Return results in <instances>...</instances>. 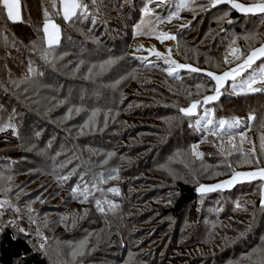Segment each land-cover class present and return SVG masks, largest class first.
Segmentation results:
<instances>
[{"label":"trees","instance_id":"1","mask_svg":"<svg viewBox=\"0 0 264 264\" xmlns=\"http://www.w3.org/2000/svg\"><path fill=\"white\" fill-rule=\"evenodd\" d=\"M142 1L144 2L131 0L129 4H123V0H98V9L90 6L89 19L71 25L61 17H54L55 22L61 25L62 35L59 45L52 49V54L48 57V60L52 61L51 65L40 58V49L47 47L46 41L42 39L43 8L47 6L43 4V0H21L24 22H7L6 25H0V105L3 106V110H0V123H7L12 116V122L19 133L18 136L13 135L11 128L0 132V200L8 199L22 210L20 214L7 210L0 217V264H55L45 248H39V244H66L72 252L80 243L76 241L78 236L82 235L81 240L87 238L84 235L86 231L91 235V239L84 249L85 253L76 257L71 255L63 264H125L127 253L131 264H158L162 262L163 257L162 260L157 259V254V260L149 261L142 255V247L148 248L153 244L154 236H158L159 231L153 234L152 230L158 228L156 223L159 217L170 215L178 220L190 204L196 208L200 205L201 195L196 191L198 180L169 178L168 171L158 173L155 168L150 174L152 166L149 162L150 156H146L147 138L150 137L149 134H158L161 138L172 139L173 128H170V132H161L154 128L151 122L146 124L145 120L151 117V114L155 115L150 109H145L149 107L146 106L149 99L145 98L147 96L123 92L126 82L117 84L115 89L109 86L112 79H120L115 68L123 51L132 59L133 66H157L156 68L162 71L163 78L167 74L163 65L156 61L144 64V61H140L136 56L132 57L133 54L129 52L131 40L135 35V25L141 18ZM220 7L226 9L225 6ZM130 12L134 13L133 19L128 18ZM92 13H95V16ZM208 13L212 14L213 9ZM230 17L234 22H222L225 31L218 33L217 42L220 35L226 39L233 27V32L238 38L233 47L243 50L251 43L243 39L246 33H264V25L256 18H246L234 10ZM127 25H131L130 28H127ZM191 28L187 27L185 33ZM205 31L201 29L202 36ZM128 32H131L130 37ZM258 38L264 39V36ZM32 41L37 43L35 50L31 48ZM251 44L253 47L260 46L259 42ZM109 58H114L116 62L101 69L99 65ZM80 60H84L85 64L80 65L77 70L76 66ZM29 61L32 62L34 72H28ZM258 63L260 61H257ZM93 65L96 67H93L92 73L89 74L87 69ZM186 73L183 84L190 88L191 83L186 79L190 80V76L196 73ZM149 74L150 71L146 77ZM86 75H90V78L85 79ZM169 78L171 79V76ZM213 84L211 81L208 86ZM188 93L186 91L178 96L184 100H178L180 104L202 99L201 95L192 93L189 97ZM61 100L66 103L55 106ZM133 101H143L146 104L135 106L131 110ZM212 104L219 109L227 105L234 114H249V111H253L257 115L264 108V95L224 94L219 101ZM74 106L84 110L78 114L73 112L70 119H64L67 110ZM178 109L177 107L174 110L176 115L184 116ZM93 110H99L94 117L95 124L85 127V133L81 134V126L92 116ZM129 119L138 122H130ZM195 120L194 116L192 123ZM257 125L258 122H253L251 129L255 130ZM256 129L257 132L247 134L242 143L239 137L238 145L241 148L238 150L237 160L231 161L233 169L250 171L256 167L254 163H243L253 144L257 154L260 152V130ZM161 133H165V137ZM202 134L194 132L190 138V146L200 145L201 140L205 139ZM137 139L140 143L133 144ZM121 140L125 142L121 143ZM119 141L121 142L118 143ZM109 153L114 155L109 156ZM222 158L227 161L225 157ZM68 160L72 163L67 168L59 167ZM144 160H148L146 165ZM77 166V172L85 173L84 180L82 181L79 175H74L62 182L61 186L56 177L66 175ZM261 166L264 167V163ZM113 169H119L118 174L113 172ZM101 174L106 182H100ZM109 175L118 178L107 179ZM85 183L91 195L87 202L81 203L83 197L77 194L78 198H73L70 189L77 184L83 188ZM93 183L102 191L93 188ZM262 183L260 180L244 182L222 192L228 201L225 205H222L218 196L208 198L210 204L206 206V218L203 219L205 228L213 229V225L218 221H225L220 226L223 236L219 243L221 248H228L218 253L219 256L229 253L232 257L225 256L237 258L241 264H254L255 257V262L259 264V250L264 247V211L260 205ZM143 186L149 191L148 195L141 194L140 189ZM111 187L118 188L119 194L107 191ZM4 188L11 191L5 193L2 191ZM96 200L101 201L105 208L104 213L97 210ZM105 201L116 205L115 209L108 210L109 206ZM169 201L171 205L166 207L165 204ZM36 202L40 203L37 207ZM237 202L241 205L239 209L236 207ZM148 203L151 204L145 207L146 210L138 213L139 207ZM29 207L34 210L31 215L35 223L29 222ZM202 214L204 215L203 210ZM18 215H22L23 219L18 224L9 225L8 221L18 219ZM115 215L120 217L119 223L124 222V230L115 221ZM228 215H234L236 218L242 216V220L245 219L246 222L234 223ZM65 216L69 219L62 221L61 217ZM198 217L197 214L195 223H199ZM20 228L26 231L20 232ZM37 229L47 237L46 240L37 236ZM241 233L245 234L241 236ZM183 245L186 246V243ZM200 254L201 250H198L195 258L189 260V264H208L205 262L206 254ZM178 255L169 251L166 259L172 260V257ZM214 264L226 263L222 260Z\"/></svg>","mask_w":264,"mask_h":264},{"label":"rangeland","instance_id":"2","mask_svg":"<svg viewBox=\"0 0 264 264\" xmlns=\"http://www.w3.org/2000/svg\"><path fill=\"white\" fill-rule=\"evenodd\" d=\"M151 6L154 7V5ZM224 10L226 9L220 7V9L218 8L217 10L213 9L214 14L208 13L209 11L205 13H200L199 8L197 7V15L195 19H193V12L184 11L181 13V19L174 18L171 23L165 22L158 25L156 24L154 16L145 17L143 31H148L149 28L156 27L158 30H163L164 32H168L170 34L175 35L177 39H165L163 43H161L156 38V34H135L134 38L131 40L129 52L133 54L132 57H147V61H156L158 64L163 65L164 68L168 67V65L164 63V59L168 58L171 60H175L179 63L192 64L194 67H199L201 69L220 74L223 71L228 70L230 67H235V63L223 64L222 59L225 56H228L229 60L232 59V56L227 52V49L231 44V42H228V40H238L235 32H233L232 27L231 33H229L226 39L225 37L223 39L220 35L219 41L217 42L218 33L221 32L223 24L222 22H217V17ZM168 11L169 9L167 7L162 9H156V12L159 13L161 16H166ZM133 15L134 13L130 12L128 18L133 19ZM227 19H231V17L229 16ZM189 21H191L190 26L192 28L188 33H185L186 28H180L179 25L187 24ZM138 22H141V18ZM130 26L131 25H127V28H130ZM202 28L206 30L203 36L202 33H200ZM130 34L131 32H128L129 37ZM249 42L251 41H248V43ZM177 45H179V48L177 47ZM169 49H171L170 54L168 51ZM155 51H158L162 54L161 58H157L155 56ZM123 52L120 57L124 58L117 60L119 64H116L117 67L115 68V70L118 72V75L120 76V79H112L110 81L109 86H111L112 89H115L117 86L116 81H120V83L126 82V85L124 86L125 89H123V92L129 94L133 93L137 96H147L145 98L149 99V101H147V104L143 101H133V105H130L131 110H133L135 106L146 104V106L149 107H145V109H150V111L155 114H151V117H148L147 120H145L146 124L147 122H151V124H153V127L161 132H170V128H173L171 131V134H173L172 139L161 138V136L158 134H149L150 137L147 135L149 138H147L148 148L146 149V156H150L149 162L152 166L150 174L154 171V168L157 170L158 173L163 172V170H166V172H169V178L182 179L185 181L198 180V182H196V187H198L199 184L211 185L216 184L219 181L228 179V172H230V170L226 167V165H232L231 161L233 160L235 162L237 160L239 154L238 150L241 148L238 145L239 135H237L240 129L234 130L233 135L235 138L232 140L231 143L228 142V137L226 136L215 137L210 134H202V137L204 136L205 139L203 138L201 140L198 151L201 152L203 156L201 158H197L189 154L191 149L190 138L195 131L189 128L188 125L189 123L193 122L194 116L180 117L177 116L174 112L177 107H188L189 103L182 105V103L180 104L178 102V100L181 102L184 101L183 99H179L178 96L184 94L186 91H188L189 93H195L196 96L201 95L202 97L205 95L213 94L212 86H208V84L211 82L210 78L206 75H203V72H201L203 74L196 73L194 76L189 74L191 75L190 80H186L188 83H191V86L190 88H187L183 84V81L187 75L186 71L190 73L188 70H179L178 75L180 76V79H176L172 76L170 79L169 75L167 74H165V77L163 78V75L161 73L162 71L157 69V66H139L140 64L137 66H133L132 59H130L127 53L124 54ZM147 61L142 62L145 64L147 63ZM217 63L220 64L219 68L214 66ZM254 67H256V65H254ZM149 71L151 72V74L146 77ZM124 77H126V79H122ZM158 81H161V83ZM197 85H202L203 87L198 90ZM226 88L227 91H225V95H229L228 92L231 91V88L227 86ZM176 101L179 104H177V106ZM204 107L215 109V116L213 117V119H229L233 116L246 119L248 116V113H232L231 108L227 105L226 107L222 106L219 109L212 103H210L208 105H205ZM202 115L203 108L201 107L198 108V113L197 115H195V119H198ZM260 119H264V108L257 114V121H254V123L258 122V125L255 126V130L251 129L246 131V135L251 134L252 132H257L256 128H259ZM129 121L134 123L138 122L136 120L131 119H129ZM252 123L253 122H251V124ZM241 127L243 128V125ZM161 135L165 137V133H161ZM143 137L145 136L143 135ZM121 141H119L118 143H120ZM123 142H125V140H123L121 143ZM139 143L140 141L139 139H137L133 144L137 145ZM232 144H235L236 148H233ZM227 153H232V155H227ZM222 156L225 157V160H227L226 162L222 160L224 159L222 158ZM146 161L144 160V165H146ZM162 165L164 166L163 168H161ZM119 167H121V164H119ZM222 170H224V172H222ZM235 170L241 172L249 171L246 169ZM214 173H221V175H214ZM146 174H148V171L146 172ZM239 184L242 183H237L231 188H224L213 192H206L203 194V196L199 193L201 195L199 197L201 200L200 205L196 208L193 206V204H190L183 211L182 217L178 220L177 218H174L170 215H159L160 217L157 220L158 222L156 223L159 226L158 228H154L152 230L153 234L159 231L157 234L158 236H154V240L152 241L153 244L148 246V248L147 246L142 247V250L144 251L142 255L146 256V258H148L150 261L156 259L155 256L159 254V257L157 259L162 260L161 257H163V260L158 264H189V260L191 258H195L198 253V250H201L200 256L202 254H206L207 257L205 259V262H207L208 264H214V262H220L222 260L226 264H241L237 261V258L231 259L230 257L232 256L229 255V253L225 254L227 256H230L229 258L225 255L219 256L218 254L228 248L227 246L226 248H221L219 243V240H221L223 236L220 226H222L225 221H218L216 225H213V229H211L210 227L207 229V227L205 228V226L203 225V219L206 218L205 215L207 212L206 206L210 204L208 198L211 197L213 199L214 197L218 196L220 197L218 199L221 200L222 205H225L228 201L222 195V192L232 189ZM140 190L141 194L148 195L149 193L145 186L141 187ZM151 190L153 189L151 188ZM262 194H264V181L262 183ZM39 204V202H36L35 206L37 207L39 206ZM150 204L151 203H148L145 206H140L138 209V213H143V210H146L145 207L149 206ZM170 205V202H167L165 204L166 207ZM202 210L204 215L202 214ZM247 212L248 211H246V213ZM197 214L199 215V223H195ZM221 215L223 216V214ZM243 216H245V214ZM230 217H232L234 223L241 221L244 223L246 222L245 219L242 220V218H244L242 216H238L236 218V216L231 215ZM119 218L120 217H118V215H115V221L118 223ZM119 224L121 225V229L124 230V222L120 221ZM84 235L87 236V238L85 239H91V235H89L88 231H86ZM81 239L82 235L78 236V238H76V241L81 242ZM185 243L186 246L183 245ZM232 246L235 245L232 244ZM68 249L69 245L61 243L53 245L49 244L45 246L46 252L50 255L55 264H63V262L69 256H71V252ZM167 251H171L174 254L179 255L174 258L172 257V260H167ZM178 257H180L181 259L178 260ZM255 259L256 258L254 257V264H257L255 262ZM125 264H131V258L129 257V253H127Z\"/></svg>","mask_w":264,"mask_h":264},{"label":"snow or ice","instance_id":"3","mask_svg":"<svg viewBox=\"0 0 264 264\" xmlns=\"http://www.w3.org/2000/svg\"><path fill=\"white\" fill-rule=\"evenodd\" d=\"M102 2V0H101ZM131 0H123V4H129ZM43 4L47 5L43 8V24H42V32H43V40L46 41L47 47L41 48V59L51 65L52 61L48 60V57L52 54V49L59 45L61 40V25L55 22L54 17H61L64 22H67L69 25L83 22L84 20L89 19V9L90 6L92 8L99 7L98 0H43ZM123 4L121 7H123ZM151 5H154L152 7ZM220 6H225L226 10H224L218 17L217 22L226 21L228 24H232L234 21L231 19H227L231 12L234 10L240 14H242L246 18H256L260 21L261 25H264V0H144L143 8L141 9L142 16L141 22L135 25V34H143V35H152L156 34V38L163 43L165 39L176 40L177 37L168 32H164L163 30H158L156 27L149 28L148 31H143V26L145 23V17H155L156 24H162L165 22L171 23V21L176 19H181V13L184 11L193 12V19L196 18V8H199L200 13H205L211 11L212 9H217ZM167 7L169 11L166 16H161L156 12V9H162ZM95 16V13H92ZM7 22L12 23H23L24 19L22 16L21 10V0H0V25H6ZM95 20L93 19V23ZM191 25V21L187 24L179 25L180 28H187ZM38 31L40 29H37ZM221 31H225V29L221 28ZM264 36V33L254 31L251 33H246L243 36L245 41L251 42H259V47H253L250 43L246 49H241L239 47H233L236 45L237 40L232 39L231 44L229 45L227 52L232 56V59L229 60L228 56L223 57V64H232L235 63V67H230L228 70L223 71L220 74L216 72L207 71L205 69H201L199 67H194L192 64H184L179 63L175 60H171L168 58L164 59V63L168 65L165 69H163L169 76L175 77L176 79H180L178 75L179 70L186 69L190 73H201L203 72L207 77L210 78L211 81L214 82L212 85L213 94L205 95L202 99L191 100L188 107H181L178 109L180 113L184 116L192 117L197 115L198 108H203V115L195 120L194 123H189V128L193 129L195 132L210 134L215 137H228V142L231 143L235 138L233 133L234 130L240 129L237 133L240 137L241 143L246 139V130H251V122L257 121V115L253 111H249V114L246 119H242L240 117H231L229 119L219 118L213 119L215 116V109L204 107L210 103H215L220 100L221 96L225 94L227 91V87L231 88V91L228 92L229 95L235 96H249L254 94L264 95V39H258V37ZM179 48V45H177ZM31 48L35 50L37 48L36 41L31 42ZM154 50V49H153ZM169 54L171 53V49L168 50ZM155 56L157 58H161L162 54L158 51H155ZM124 57H120L119 59H123ZM137 59L141 61H147V57H137ZM257 61L260 63L257 65ZM116 60L114 58H109L105 60L99 67L104 69L106 66H110L115 63ZM151 63L150 61H147ZM32 62L29 61L28 72H34L35 69L31 66ZM85 64L84 60H80L76 66V69L79 70V66ZM256 65V67H254ZM219 68L220 64L217 63L214 65ZM92 67L88 68L87 71L89 74L92 73ZM42 74V73H40ZM85 79H89L90 75H86ZM134 78V77H133ZM239 78V79H238ZM126 79V77L122 78ZM120 81H116V84H119ZM202 85H197V89L199 90ZM198 94V93H197ZM188 96L191 97L192 93H188ZM66 101L61 100L55 106H60L65 104ZM0 110H3V106L0 105ZM81 107H73L67 110V113L64 119H70L71 114L73 112L80 113L83 111ZM99 110H93L92 116L89 117L87 121H85L84 125L81 126V134H83V129L85 127H89L90 125H94V117L97 115ZM15 113V109H13V114ZM13 117L10 116L7 123H0V132H4L7 129H12V134L18 136L19 133L16 129V125L12 122ZM243 125V128L241 127ZM104 126H107V118H105ZM101 131L103 129H100ZM259 149L260 152L257 154L255 144L249 150V154H246V157L243 161L245 164H255L256 167L251 171H236L233 169L231 164H227L226 167L230 170L229 178L219 181L216 184L205 185L199 184L196 188V191L200 193L202 196L206 192H213L219 189L231 188L237 183L249 182L260 180L264 181V167L261 166L264 163V119L259 120ZM39 136V133L36 134ZM35 148V145L32 146ZM233 148H236L235 144H232ZM199 145L193 144L191 145L190 155L201 158L203 154L198 151ZM59 155V153L57 154ZM109 156L114 155V153H109ZM227 155H232V153H227ZM251 158H248V157ZM106 162V161H105ZM72 161L68 160L66 163H61L59 165L60 168H67ZM77 167L72 168L66 175L57 176L56 179L58 182L67 181L71 179L74 175H79L81 180H84L85 173L77 172ZM164 166L162 165L161 168ZM113 172L118 174L119 169H113ZM171 174V173H170ZM214 175H221V173H214ZM118 176L114 177L109 175L107 179H116ZM9 179H11L9 177ZM100 182H106L103 178V174H101ZM43 187V186H42ZM93 188H97L98 191H102L99 189L97 184H92ZM5 193L11 191L9 188L2 189ZM107 191L119 194V189L116 187L108 188ZM77 194L83 199L80 200L81 203L87 202L88 197L91 195V192L88 188L87 183L84 184L83 188H81L80 184H77L70 189V195L73 198H78ZM19 199V196H17ZM170 202V201H169ZM44 203V201H41ZM108 204V210H114L116 205H114L110 201H105ZM96 208L99 212L104 213L105 208L102 206L100 200L95 201ZM261 210L264 211V194L261 195L260 199ZM236 207L239 209L241 207L240 203H236ZM7 210H12L15 214H20L21 209L13 204L10 200L4 199L0 200V217H2ZM34 210L29 207V215L28 219L30 223H35V220L31 213ZM87 210H85L86 212ZM23 219L22 215H18V219H14L8 221L9 225L18 224L20 220ZM69 219L68 216L61 217L62 221H67ZM72 223H75V217L72 218ZM67 226V225H66ZM251 226H249L250 230ZM2 231V229H0ZM20 232H25L24 228L19 229ZM37 236L42 237L44 240L47 237L43 236V233L37 229ZM245 233H241L243 236ZM88 245V240H82L79 245L72 249L71 255L76 257L78 255L84 254V249ZM40 249L45 248L44 243L39 244ZM256 250H254L255 252ZM251 255V254H250ZM259 255L261 259L259 260V264H264V247H261L259 250Z\"/></svg>","mask_w":264,"mask_h":264},{"label":"crops","instance_id":"4","mask_svg":"<svg viewBox=\"0 0 264 264\" xmlns=\"http://www.w3.org/2000/svg\"><path fill=\"white\" fill-rule=\"evenodd\" d=\"M22 10V9H21ZM61 35H62V32H61Z\"/></svg>","mask_w":264,"mask_h":264}]
</instances>
